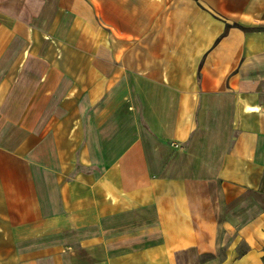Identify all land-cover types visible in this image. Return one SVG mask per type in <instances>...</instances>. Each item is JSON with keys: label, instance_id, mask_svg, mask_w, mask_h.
<instances>
[{"label": "crops", "instance_id": "1", "mask_svg": "<svg viewBox=\"0 0 264 264\" xmlns=\"http://www.w3.org/2000/svg\"><path fill=\"white\" fill-rule=\"evenodd\" d=\"M0 264H264V0H0Z\"/></svg>", "mask_w": 264, "mask_h": 264}]
</instances>
